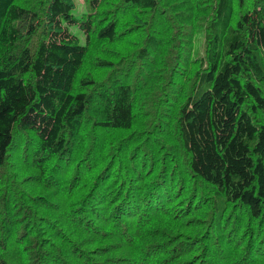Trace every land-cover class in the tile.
Masks as SVG:
<instances>
[{"label": "trees", "instance_id": "16d2710c", "mask_svg": "<svg viewBox=\"0 0 264 264\" xmlns=\"http://www.w3.org/2000/svg\"><path fill=\"white\" fill-rule=\"evenodd\" d=\"M83 2L0 0V264H264V0Z\"/></svg>", "mask_w": 264, "mask_h": 264}, {"label": "rangeland", "instance_id": "374dc122", "mask_svg": "<svg viewBox=\"0 0 264 264\" xmlns=\"http://www.w3.org/2000/svg\"><path fill=\"white\" fill-rule=\"evenodd\" d=\"M76 6H77V10L75 11V13H79L81 11H83V8L85 9V5H84V2L83 0H76ZM72 31L76 32L75 29H72ZM79 35V37L82 39V34L81 33H77ZM133 39V38H131ZM199 40V38H197Z\"/></svg>", "mask_w": 264, "mask_h": 264}, {"label": "clouds", "instance_id": "9594fccd", "mask_svg": "<svg viewBox=\"0 0 264 264\" xmlns=\"http://www.w3.org/2000/svg\"><path fill=\"white\" fill-rule=\"evenodd\" d=\"M73 14H75V13H73Z\"/></svg>", "mask_w": 264, "mask_h": 264}]
</instances>
